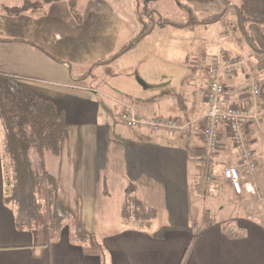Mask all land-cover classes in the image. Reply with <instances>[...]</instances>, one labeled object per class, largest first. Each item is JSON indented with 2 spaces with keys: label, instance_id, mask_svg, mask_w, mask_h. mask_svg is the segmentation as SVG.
<instances>
[{
  "label": "crops",
  "instance_id": "crops-1",
  "mask_svg": "<svg viewBox=\"0 0 264 264\" xmlns=\"http://www.w3.org/2000/svg\"><path fill=\"white\" fill-rule=\"evenodd\" d=\"M161 1L152 3L156 11ZM172 1L174 10L188 12L176 0ZM180 2L191 9L196 25L155 27L148 35H153L150 41L138 40L132 51L114 62L95 66L86 78L82 77L90 68L110 58L127 40H135L137 36L134 27L129 39L123 41L125 19L109 1L62 0L24 10L20 2L18 12L0 14V39L34 43L56 59L71 64L70 70L67 64L26 43L0 42V75L17 78L39 97L51 100L64 118L68 132L73 126L81 133L88 131V137L82 136L86 143L83 154L90 164L80 166L82 175L77 178L75 170H69L70 185L74 187L81 178L82 196L98 204L93 209L95 217L111 218L105 215L108 209L122 226L114 225L111 229L107 228V222L103 226L97 223L92 233L98 239L95 247L71 242L68 230L49 247H35L33 233L17 228L16 213L5 202V128L0 117V264H264V224L258 219L230 217L220 222L209 220L202 227H196L197 223L192 221L193 205L200 199L192 189L196 182H201L198 178L204 174L205 163L201 117L207 109V81L202 68L209 66L222 50L231 56H241L243 41L233 12L216 23L202 24L206 18L234 4L233 0ZM174 22L186 23L183 19ZM170 27L177 34H171ZM256 29L255 25L248 27L250 33ZM187 30L190 35L182 34ZM155 31L159 33L156 36ZM260 34L264 37V32ZM145 48L152 49V57L169 61L160 70L146 68L142 86L135 83L133 93L119 90L117 96L106 97L108 94L101 87L107 82V71H118V64ZM189 59L198 63L192 69L194 76L187 78ZM251 71L254 76V70ZM224 83L228 104L247 103L250 80L246 74L225 78ZM125 109L148 119H179L188 124V132L128 127L121 120ZM246 136L247 146L257 161L252 183L261 190L264 188L262 125L250 126ZM239 154L223 130L214 161L218 175L225 166L238 164ZM220 181L222 193L241 198L228 182ZM248 182L250 179L244 176V183ZM255 211L264 219V211L259 207ZM150 212L154 213L148 217L154 220L151 233L123 228L127 220L147 219L139 213ZM197 229L199 232L195 234ZM230 229L240 237L229 236Z\"/></svg>",
  "mask_w": 264,
  "mask_h": 264
},
{
  "label": "trees",
  "instance_id": "trees-1",
  "mask_svg": "<svg viewBox=\"0 0 264 264\" xmlns=\"http://www.w3.org/2000/svg\"><path fill=\"white\" fill-rule=\"evenodd\" d=\"M59 1L62 0H40L37 2L23 0L24 6L22 10L39 9L46 4ZM155 1L158 0L145 1L147 3L144 5L145 10L138 15L142 29L135 40L123 46L110 58L95 64L82 78L90 75L95 66L114 62L132 51L137 41L149 35L155 27L174 26L186 28L197 24L191 9L181 3L180 0L176 1L179 7L188 11L190 17L188 22L184 24L175 23L160 16L157 21L153 20L151 17L156 12L148 8V6ZM229 12L234 13L236 24L242 37L249 43L260 68H264V50L256 46L248 30L250 25L264 26V0H241L239 5L231 4L223 12L203 20L202 24L216 23ZM145 17H148L146 20H149V25L147 24L148 21L146 22L144 19ZM3 41L21 42L39 48L54 60L67 64L71 70V64L56 59L34 43L16 39H0V42ZM262 75L263 81L260 83L261 103H263L261 97L264 98V72ZM0 93L2 94L0 117L5 128L3 146L5 202L16 213L17 228L19 230H30L33 233L35 247H49L60 239L64 230L69 231V237L73 243H91L93 246H97L95 235L84 231L81 225L72 218L71 211L59 201L60 187L57 183V178L44 171L46 153L50 152L54 155H59L62 150V142L69 133L68 126L58 108L51 100L39 97L14 77L0 75ZM31 151H35L39 156V166L42 168L41 173H38L33 165L30 158ZM201 177H203L202 173L198 179L202 180ZM192 190L199 195H212L204 192L201 182H196V186ZM13 203L14 206L11 205ZM139 214L150 219L148 218L150 217L149 213ZM198 232V229L195 230V234ZM227 233L229 236L240 237L239 234H233L231 229Z\"/></svg>",
  "mask_w": 264,
  "mask_h": 264
},
{
  "label": "rangeland",
  "instance_id": "rangeland-1",
  "mask_svg": "<svg viewBox=\"0 0 264 264\" xmlns=\"http://www.w3.org/2000/svg\"><path fill=\"white\" fill-rule=\"evenodd\" d=\"M31 1L37 2L40 0H31ZM107 1H109L119 13H122L123 18L125 19L126 25L123 30V37H122L123 41L125 39H129L130 33L132 31L131 29L134 27L138 30L136 34L138 35L142 29L141 28L142 25L138 20V15L145 10L144 5L147 4L145 2L146 0H107ZM233 1L237 5L241 3V0H233ZM20 2H23V0H0V14L5 12L8 13L18 12L21 8L19 6ZM173 3L174 1L172 0L161 1L160 3H158L159 11H156L154 9L155 5L152 6V4H150L148 8H151L156 12L151 18L157 21L159 19V16L160 17L162 16V18L168 19L172 22L180 21V19H183L185 22H188L190 19L188 12L186 11L183 12V10L180 11L177 8L174 10L172 8ZM22 6H24V3L22 4ZM144 19L146 20L148 19V17H145ZM147 21H148L147 24L149 25V20H146V22ZM256 27L257 29L254 30L253 33H250V36L254 39L256 46L259 49L264 50V37H262L261 36L262 34H260L264 32V26L257 25ZM169 29L171 30L170 31L171 34H177V32L174 31L175 29L171 27ZM190 32L191 31L187 30L182 34L190 35ZM157 34L159 33L156 32L154 36H156ZM150 36L151 37H148L147 35L142 39H140L138 42L145 39L146 41L145 43H147L148 41L151 40L153 35ZM130 41L131 40H127L125 42L126 43L125 45H128ZM242 41H243V46L242 48H240L239 53L241 54V57H243L244 60L248 63L249 67L254 70L255 72L254 76L260 81V83H262L263 81L262 73L264 72V68H260V66L258 65L257 58L255 57V54L253 53V50L249 46L247 40L242 37ZM155 57L158 56L152 57V49L150 48H145L143 51L133 54L131 57L125 59L122 63L117 65L118 71H115L114 69L107 71V75H106L107 82L104 86L101 87V90L108 94V96L106 97L117 96L116 93L119 92V90L122 91L129 90L131 93H133L134 92L133 90L135 89L134 87L135 83H137V86H142L141 80H144L146 78V74H145L146 68H153L156 70L157 69L160 70L163 69L164 62L169 61L168 59L161 60V58L159 57L155 58ZM197 63L198 62L196 59L195 60L189 59L186 61L187 78L190 75L194 76L192 69L197 65ZM122 70L126 71L124 72L126 73V75H124V73L121 72ZM113 75L114 76L116 75V77L114 78ZM121 78H123V80ZM133 79H136V81L134 80V82H132ZM106 97L105 100H108ZM261 99L264 98L261 97ZM0 100H2L1 93H0ZM261 125H262V131L264 132V121ZM74 127L76 126H73L69 129V136H67L66 139L62 142V150L59 155H54L50 152L46 153L44 171H47V173H49L53 177L54 176L58 177L57 183L60 187V195L58 197L59 201L62 202L63 205L71 211L72 218L75 219L81 225V228L84 231H86L89 234H92L97 223L103 226L104 223L106 222L108 223L107 228L112 229L114 228V225H119L118 221L115 220V218L113 217L114 214L112 213L111 210L107 209L105 215L107 214V216L111 218L100 219L95 217L96 214L94 213L93 209H96V207H98V204L89 201L87 198H84L82 196L81 193L82 191L80 190L82 189L81 185L83 184L82 179L81 178L77 179L74 183L75 185L74 187L70 185L71 179L69 177V170L74 169L75 170L74 173L76 174V178H77V176L82 175V172L80 171L81 168L80 166L85 165L87 163L90 164V161L87 162L86 156L83 154V150L86 146L85 140H83V138L85 136L88 137V131L81 133V131L76 130ZM88 130H90V128ZM92 146H93V140L89 141V147L92 148ZM30 158L33 162L36 171L38 173H41L42 168L39 166L40 163H39L38 154H36L35 151H31ZM261 161H262V171L264 173V154L262 155ZM231 165H235V164L231 163L225 166V168ZM212 168L213 170H215L214 166H212ZM223 171L222 173H220L221 175H223ZM204 172H205V167H204ZM215 174L217 177L221 179V177L219 176L220 174L218 175L217 170H215ZM220 183L221 181L218 182L217 192H216V188L213 189V192H208L212 194L211 196L199 195L195 193L196 198L200 197V199L198 200L196 199L197 202L193 205V215H195V217L192 221L197 223L195 224L196 227H200V226L202 227V225L208 223L209 220H211V222L213 221L220 222L223 221V219H227V218L229 219L230 217H234V218L253 217L255 219H258L260 223L264 224V219L259 218L258 216L259 214L255 211L258 210V207L262 211H264V188L260 187L261 190H259L257 185L255 184L256 185L255 188L258 190L256 194H252L251 192L249 193L244 192L242 196H240L241 198H239L236 195L235 197L232 198L228 195H225L226 193H222V190L218 189ZM76 192L78 193V195L76 194ZM228 193L230 192L228 191ZM202 196H205V198ZM247 196L251 198L247 199ZM243 200H245L244 203H242ZM198 201H200L201 203ZM11 205L14 206V203ZM149 215L152 216L154 215V213L150 212ZM153 221L154 220L152 219L127 220V222L124 223L125 225L123 226V228L126 229L134 228L138 231L148 230L145 233H151V231L153 230V225H152ZM118 228H122V226L119 225ZM233 229H236V226H233ZM124 231L126 232V230ZM95 241H98L97 237H95ZM88 244L91 247H95L91 243Z\"/></svg>",
  "mask_w": 264,
  "mask_h": 264
},
{
  "label": "built area",
  "instance_id": "built-area-1",
  "mask_svg": "<svg viewBox=\"0 0 264 264\" xmlns=\"http://www.w3.org/2000/svg\"><path fill=\"white\" fill-rule=\"evenodd\" d=\"M207 81V109L201 117V140L205 145V172L201 185L205 193L212 192L220 180L216 176L214 161L219 151L221 132L225 130L236 149L239 150V163L224 169L221 179L228 182L235 194L244 192L256 194L258 190L252 181L255 178L257 161L253 151L247 146L246 130L252 126H261L264 121V105L260 102L261 84L252 74L248 63L241 56H231L221 51L209 66H203ZM246 74L250 80L247 103L228 104L225 98V78H234ZM122 122L132 128H147L154 132L168 131L186 134L188 124L176 118H144L133 110L125 109L121 113ZM209 166V167H207ZM244 176L251 181L244 183ZM255 189V190H254Z\"/></svg>",
  "mask_w": 264,
  "mask_h": 264
}]
</instances>
